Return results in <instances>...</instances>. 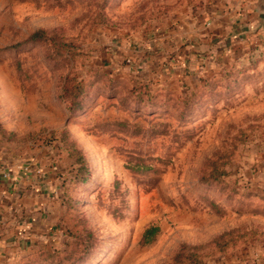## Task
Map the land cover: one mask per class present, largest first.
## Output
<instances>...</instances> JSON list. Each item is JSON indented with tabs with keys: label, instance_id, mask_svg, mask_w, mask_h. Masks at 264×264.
<instances>
[{
	"label": "rangeland",
	"instance_id": "374dc122",
	"mask_svg": "<svg viewBox=\"0 0 264 264\" xmlns=\"http://www.w3.org/2000/svg\"><path fill=\"white\" fill-rule=\"evenodd\" d=\"M203 2L0 0V170L60 207L19 264L264 259V38L195 47Z\"/></svg>",
	"mask_w": 264,
	"mask_h": 264
},
{
	"label": "crops",
	"instance_id": "0c3cea01",
	"mask_svg": "<svg viewBox=\"0 0 264 264\" xmlns=\"http://www.w3.org/2000/svg\"><path fill=\"white\" fill-rule=\"evenodd\" d=\"M201 1L202 10L187 15L183 23L185 35L195 41V47H214L223 52L229 44L264 38V0ZM212 53L214 50L209 54ZM20 165L0 170V264H19L42 248V241L53 234L52 220L60 213L59 205L53 201V179L42 175V157L24 164L30 167L29 172L18 169ZM232 264H264V259L250 255Z\"/></svg>",
	"mask_w": 264,
	"mask_h": 264
},
{
	"label": "trees",
	"instance_id": "16d2710c",
	"mask_svg": "<svg viewBox=\"0 0 264 264\" xmlns=\"http://www.w3.org/2000/svg\"><path fill=\"white\" fill-rule=\"evenodd\" d=\"M40 35V32H36L35 34H33L32 35V39H35L36 37H38ZM156 231V229L155 228H149L148 230H146L145 232H144V237H147L148 236V234H152V233H154ZM40 255H42V251H40V252H38V254H37V256L39 257ZM58 264H61V261L58 263Z\"/></svg>",
	"mask_w": 264,
	"mask_h": 264
},
{
	"label": "built area",
	"instance_id": "2783aa9c",
	"mask_svg": "<svg viewBox=\"0 0 264 264\" xmlns=\"http://www.w3.org/2000/svg\"><path fill=\"white\" fill-rule=\"evenodd\" d=\"M18 169L24 171L25 173L30 171V167L27 166V165H25V166H21V167H19ZM36 173L39 174V173H40V170H37ZM4 176L6 177L7 174H4Z\"/></svg>",
	"mask_w": 264,
	"mask_h": 264
}]
</instances>
